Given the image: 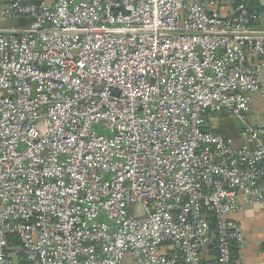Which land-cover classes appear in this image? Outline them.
<instances>
[{"label":"built area","instance_id":"2783aa9c","mask_svg":"<svg viewBox=\"0 0 264 264\" xmlns=\"http://www.w3.org/2000/svg\"><path fill=\"white\" fill-rule=\"evenodd\" d=\"M263 17L0 0V264H234L232 215L264 206Z\"/></svg>","mask_w":264,"mask_h":264},{"label":"crops","instance_id":"0c3cea01","mask_svg":"<svg viewBox=\"0 0 264 264\" xmlns=\"http://www.w3.org/2000/svg\"><path fill=\"white\" fill-rule=\"evenodd\" d=\"M0 23L10 25L14 22L1 21ZM255 28L264 31V17L255 22ZM212 120L217 123L215 124L216 130H219L220 126L226 123L223 122L224 116H214ZM238 123L240 124L239 121ZM231 127L233 128V125ZM239 130L240 127H238V132L235 135L233 133L227 134L238 137ZM232 217L244 234V241L233 246L234 264H264V206L260 204L248 206L234 213ZM203 255L205 259H212L215 255L214 247L208 246Z\"/></svg>","mask_w":264,"mask_h":264},{"label":"rangeland","instance_id":"374dc122","mask_svg":"<svg viewBox=\"0 0 264 264\" xmlns=\"http://www.w3.org/2000/svg\"><path fill=\"white\" fill-rule=\"evenodd\" d=\"M256 100V107L255 112L251 113V120H263L264 119V101L259 100L257 96H255ZM224 121L226 122L225 125L222 124L219 128V131L222 133H233V135L237 134L238 127H241V123L239 124L237 120L232 118L231 116H224ZM233 125V128L231 127ZM126 264H131V258L130 256H127L126 258Z\"/></svg>","mask_w":264,"mask_h":264},{"label":"trees","instance_id":"16d2710c","mask_svg":"<svg viewBox=\"0 0 264 264\" xmlns=\"http://www.w3.org/2000/svg\"><path fill=\"white\" fill-rule=\"evenodd\" d=\"M237 2H248L247 0H236ZM253 10H257L258 12H264V8L263 6L257 1V0H253ZM219 131V130H217ZM227 134V133H225ZM211 226H212V231L214 233L215 230V221L214 219L211 220Z\"/></svg>","mask_w":264,"mask_h":264},{"label":"water","instance_id":"95a60500","mask_svg":"<svg viewBox=\"0 0 264 264\" xmlns=\"http://www.w3.org/2000/svg\"><path fill=\"white\" fill-rule=\"evenodd\" d=\"M247 5L250 9H253V0H247ZM264 8V0H257Z\"/></svg>","mask_w":264,"mask_h":264}]
</instances>
